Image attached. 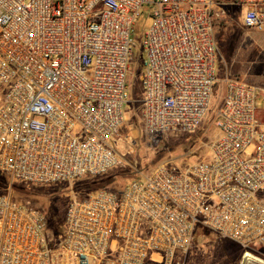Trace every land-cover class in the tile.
<instances>
[{"label":"built area","instance_id":"built-area-1","mask_svg":"<svg viewBox=\"0 0 264 264\" xmlns=\"http://www.w3.org/2000/svg\"><path fill=\"white\" fill-rule=\"evenodd\" d=\"M231 1L245 28L264 31V0ZM145 5L154 7L140 78L148 142L195 133L221 82L211 157L163 161L123 190L71 199L54 242L46 214L15 201L12 185L103 176L119 150L130 153L125 107ZM227 16L220 0H0V173L10 180L0 264H184L200 228L264 252V87L216 76L214 27Z\"/></svg>","mask_w":264,"mask_h":264},{"label":"rangeland","instance_id":"rangeland-1","mask_svg":"<svg viewBox=\"0 0 264 264\" xmlns=\"http://www.w3.org/2000/svg\"><path fill=\"white\" fill-rule=\"evenodd\" d=\"M220 1L228 10L229 18L216 22L214 27L218 47L215 63L216 76L221 80L227 72L231 76L240 75L255 86L264 87V31L245 28L242 22L244 8L235 5L231 0ZM153 9L152 5L143 7V15L135 28L136 44L129 74L130 101L125 107L128 117L126 130L132 135L134 143L129 146L131 148L129 154H126L125 149L119 150L120 164L109 172L110 175L122 177L117 178L116 182L109 187L113 190H123L134 180H141L138 174L151 171L158 159L160 163L173 160L179 167H183L211 157L209 147L215 133L212 123L216 107L221 100V82L216 85L207 113L195 133H169L156 146L148 142L142 114L144 93L140 78L145 58L143 34L152 26ZM263 106L264 102L259 97L257 107L260 109ZM254 151V147H250L245 154L252 155ZM85 183L87 180L80 179L72 184L15 185L11 188L13 191L11 195L22 205L42 210L47 216L52 236L56 235L63 226L70 200L75 197H87L80 193ZM8 186V181L0 176V191H6ZM247 253H250V256H247ZM183 262L184 264H264V252L260 249L247 251L238 243L200 228L194 236L190 251L183 256Z\"/></svg>","mask_w":264,"mask_h":264},{"label":"trees","instance_id":"trees-1","mask_svg":"<svg viewBox=\"0 0 264 264\" xmlns=\"http://www.w3.org/2000/svg\"><path fill=\"white\" fill-rule=\"evenodd\" d=\"M159 160L160 159L157 160V163H155V166L160 163ZM109 175L110 174L108 173L106 175L99 176V177H85V178H83V180H87V183H85L86 185H83L82 189H80V193L83 196H88V195H91V194L96 193L98 191L109 189V187L116 182L117 178L118 179L122 178V177H117L116 175H110V176ZM0 176L4 177V179H6L8 181V185H9V182H10L9 177L3 173H0ZM15 185L19 186V185H28V184L15 182L12 186H15ZM109 190H113V189H109ZM114 191H119V190H114ZM11 192H13V191L11 190ZM18 198H20V197L18 196ZM15 201L20 203L18 200H15ZM62 225L63 226L60 227L61 229L56 232L57 234L56 235L54 234L51 236V238H53L54 242H57V241L62 239V233L65 230L64 223H62ZM49 231H50V228H49Z\"/></svg>","mask_w":264,"mask_h":264},{"label":"crops","instance_id":"crops-1","mask_svg":"<svg viewBox=\"0 0 264 264\" xmlns=\"http://www.w3.org/2000/svg\"><path fill=\"white\" fill-rule=\"evenodd\" d=\"M227 12H228V10H227ZM228 18H229V14H228V16H227L225 19H228ZM226 73H227V72H226ZM226 73H225V74H226ZM225 74H224V75H225ZM228 74H229V73H228ZM229 75H230V74H229ZM233 76H239V77L243 78V77L240 76V75H233ZM243 79H245V78H243ZM245 80H246V79H245ZM246 81H247V80H246Z\"/></svg>","mask_w":264,"mask_h":264},{"label":"bare ground","instance_id":"bare-ground-1","mask_svg":"<svg viewBox=\"0 0 264 264\" xmlns=\"http://www.w3.org/2000/svg\"><path fill=\"white\" fill-rule=\"evenodd\" d=\"M247 256H250V254H247Z\"/></svg>","mask_w":264,"mask_h":264}]
</instances>
